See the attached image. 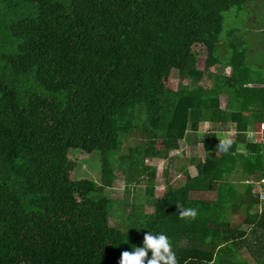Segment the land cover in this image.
I'll list each match as a JSON object with an SVG mask.
<instances>
[{"label":"trees","instance_id":"obj_1","mask_svg":"<svg viewBox=\"0 0 264 264\" xmlns=\"http://www.w3.org/2000/svg\"><path fill=\"white\" fill-rule=\"evenodd\" d=\"M244 3L0 0V264H119L148 231L167 235L178 264H229V245L264 264V209L255 211L252 183L264 177V83L248 70V44L229 45L226 63L218 54L224 15ZM195 46L205 48L203 70ZM213 67L220 71L209 72ZM171 71L179 78L175 89ZM205 73L208 87L198 84ZM203 122L230 126V149L221 151L217 132L205 133L197 174L186 171L182 184L154 197L149 162L170 159ZM129 137L146 144L111 158ZM71 150L99 153L100 183L72 178ZM115 168L126 188L135 174H147L154 210L128 232L109 223L104 191ZM237 174L242 180H230ZM216 188L217 201L191 198ZM242 194L252 200L245 206L249 231L231 226ZM178 204L196 208L197 216L180 218Z\"/></svg>","mask_w":264,"mask_h":264},{"label":"rangeland","instance_id":"obj_2","mask_svg":"<svg viewBox=\"0 0 264 264\" xmlns=\"http://www.w3.org/2000/svg\"><path fill=\"white\" fill-rule=\"evenodd\" d=\"M244 6L234 7L229 10L224 15V24L222 31L220 47L221 52H219V58L222 63H226L228 53L231 48L229 45L235 44L236 48L241 49L243 45L251 43L249 46L248 59L252 64L248 65V70L252 72V77L261 83H264V0H243ZM261 15V18L259 17ZM194 53L197 54V68L203 70L206 53L203 46L193 47ZM175 71V70H173ZM220 71L219 68L213 67L209 72L215 73ZM222 72V71H221ZM224 74H228L229 70L223 71ZM173 72L171 71V74ZM170 74V75H171ZM207 73L203 76V79L198 84L204 87H208L212 83V79H207ZM179 83V78L176 74H172L168 79V84L170 88H176ZM186 81L185 84H189ZM226 97H221V107L226 106ZM215 131L217 134L221 135L224 139L234 138V131L229 126L226 125H212L207 122L200 124L197 132H187L185 140L179 142V148L176 151H172L169 155L168 160H152L149 162L150 168L155 169V180H154V194L155 197H161L164 193L166 185L176 186L182 184L181 175H185L186 171L193 173L194 170L191 166H195L196 163L204 160L205 152L203 145L201 143L202 136L207 133ZM258 132V129L255 130ZM253 132V138L251 140H257V135ZM122 139V147L116 153H111L110 156L113 159H117L120 155L128 154V148L139 147L146 144L145 141L139 140V137L135 140H131L130 137L124 141ZM116 157V158H115ZM68 158L73 165V172L71 176L74 180L78 179H88L94 181L95 183H100L101 174L104 170L103 163L101 161V156L99 153L86 154L78 150H71L68 154ZM118 161V160H116ZM146 164V163H145ZM125 167H128L129 162L123 163ZM114 180L112 186L106 188L104 195L106 198L110 199L109 212L111 218L109 223L111 226H116L123 230V232H128L135 226L136 221H138L139 215H147L153 213V205L151 196L147 194V174L139 175L135 174L134 181L132 184L126 188L125 176L123 173L119 172L117 168L114 171ZM139 178L142 180L139 182ZM242 180L239 179V175H233L230 180ZM255 180L252 181V183ZM238 191H242L239 187L241 183L237 181ZM128 189V191L126 190ZM256 191V190H255ZM257 193V192H256ZM247 197L243 194L242 202L244 198V204L238 210L233 211L231 219V225L233 227L239 226L238 224L246 217L245 206L247 204ZM89 199H96V195H89ZM192 199H211V194H198L192 193ZM245 205V206H244ZM264 208V203L258 206L259 210ZM144 220L140 221V225L144 224ZM139 224L137 226L139 227ZM131 238H129V241ZM249 240V236L248 239ZM185 241V240H183ZM184 243L182 242V245ZM132 245V243H130ZM229 249L232 250L231 259L229 264H233L235 261L248 260L250 264H253L254 259L248 254V251L244 248H240L234 253L232 246L229 245ZM225 257H228L227 254Z\"/></svg>","mask_w":264,"mask_h":264},{"label":"clouds","instance_id":"obj_3","mask_svg":"<svg viewBox=\"0 0 264 264\" xmlns=\"http://www.w3.org/2000/svg\"><path fill=\"white\" fill-rule=\"evenodd\" d=\"M252 138H253V132H249L247 138L248 141L255 142L256 139L251 140ZM231 144L232 141L230 139L219 140V146L221 151L227 152L230 149ZM255 190H256V186L254 184L253 192L256 194V197L259 199V196ZM161 197H157V198H161ZM262 203L263 202L260 201L258 206ZM177 206L180 209L179 211L180 218L194 219L197 216L198 210L196 208H187L183 204H178ZM262 210L258 209L259 214L261 213ZM149 252H151L150 259L148 258ZM119 264H178V261H177L176 253L173 250L167 235L164 232H156L154 234L152 231H148L144 235L143 246L142 247L132 246V250L130 252L129 251L122 252Z\"/></svg>","mask_w":264,"mask_h":264},{"label":"crops","instance_id":"obj_4","mask_svg":"<svg viewBox=\"0 0 264 264\" xmlns=\"http://www.w3.org/2000/svg\"><path fill=\"white\" fill-rule=\"evenodd\" d=\"M262 10H264V9H262ZM259 17L261 18V15H259ZM251 42V41H250ZM249 42V44H248V49H249V46L251 45V43ZM248 53H249V50H248ZM263 87H264V85H263ZM210 124V123H209ZM214 126V125H213ZM218 126V125H217ZM235 134V133H234ZM185 140V139H184ZM184 140H182V141H184ZM177 151V150H176ZM191 168H193V170H194V172L193 173H190V171L188 172V174L189 175H191V176H195L196 174H197V171H196V169H195V167L194 166H191ZM239 187H241V186H239ZM242 188V187H241ZM237 189H238V187H237ZM239 192H243V188H242V191H239ZM198 194H211L212 195V198L211 199H199V200H211V201H217V198H218V188H216L215 189V191H213V192H199ZM245 195V194H244ZM242 196H243V194H242ZM246 196V195H245ZM241 203H242V205H243V203H244V198H243V202H242V199H241ZM247 203H249V204H251L252 203V200L249 198V197H247ZM245 206V205H244ZM240 207H237L236 208V210H238ZM244 211H245V209H244ZM255 211L257 212L258 211V206H256V208H255ZM233 211H231L230 212V217L232 218V213ZM245 214H246V212H245ZM246 218V217H245ZM244 218V219H245ZM244 219L238 224L239 226H236V227H238V228H240V229H242V230H247V231H249L253 226H252V224H250V226H248V224L247 223H244ZM232 226V225H231Z\"/></svg>","mask_w":264,"mask_h":264},{"label":"built area","instance_id":"obj_5","mask_svg":"<svg viewBox=\"0 0 264 264\" xmlns=\"http://www.w3.org/2000/svg\"><path fill=\"white\" fill-rule=\"evenodd\" d=\"M260 134H264V122L260 124ZM253 183L256 186V192L260 201L264 203V177H262L260 180H255Z\"/></svg>","mask_w":264,"mask_h":264}]
</instances>
